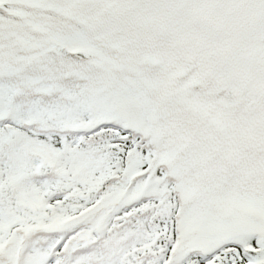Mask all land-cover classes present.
Instances as JSON below:
<instances>
[{"label":"snow or ice","instance_id":"snow-or-ice-1","mask_svg":"<svg viewBox=\"0 0 264 264\" xmlns=\"http://www.w3.org/2000/svg\"><path fill=\"white\" fill-rule=\"evenodd\" d=\"M0 264H264V0H0Z\"/></svg>","mask_w":264,"mask_h":264}]
</instances>
